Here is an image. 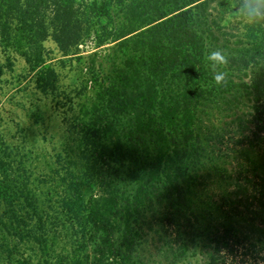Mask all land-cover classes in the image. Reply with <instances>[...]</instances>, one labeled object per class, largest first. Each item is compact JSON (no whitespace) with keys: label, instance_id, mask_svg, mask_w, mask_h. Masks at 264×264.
Segmentation results:
<instances>
[{"label":"trees","instance_id":"trees-1","mask_svg":"<svg viewBox=\"0 0 264 264\" xmlns=\"http://www.w3.org/2000/svg\"><path fill=\"white\" fill-rule=\"evenodd\" d=\"M230 2L243 0H0L1 41L29 43L38 87L61 91L54 60L80 63L74 93L85 96L67 130L73 139L55 150V166L46 163L51 175L34 178L0 131V264H31L20 248L29 241L47 251L43 264H124L154 206L174 254H194L188 182L196 177L188 172L204 164V149L220 158L204 172L229 178L205 264H264V234L231 221L264 226V20L228 39L233 24L215 16ZM88 41L95 48L84 53ZM216 49L230 57L220 86L205 59ZM94 179L100 195L87 199Z\"/></svg>","mask_w":264,"mask_h":264},{"label":"rangeland","instance_id":"rangeland-1","mask_svg":"<svg viewBox=\"0 0 264 264\" xmlns=\"http://www.w3.org/2000/svg\"><path fill=\"white\" fill-rule=\"evenodd\" d=\"M215 4L218 10L222 8L217 1ZM240 7L231 3L225 8L226 12L216 13L215 17L219 18L220 23L233 24L234 28L227 32L228 39H235L239 34L243 36V33L251 32L246 29L247 25L251 23L243 21L236 14ZM260 41L262 42L263 38ZM23 44L24 46L13 42L8 46L3 44L0 38V68L3 69L0 74V131L10 147L21 149L22 155L27 156L25 165L32 168L34 178H38L40 174L51 175L46 168V163H55V150H59L63 146V142L69 143V139H73V134L67 130L71 128V118L77 110L76 104L85 98L84 94L80 96L81 98H76L78 95L74 93L82 81L83 66L80 63L71 66L69 61L66 66H63L54 60L53 64L60 70L61 77L58 81V88L62 92L55 93L49 90L43 92L37 85V71L32 68V62H30L33 57L28 56L32 52V47L28 48V42ZM44 45L46 49L54 50V53L58 54L56 44L52 40L46 41ZM109 45H103L99 51L104 54V47ZM94 48V43L90 41L86 46H82V50H86L84 53H90L94 51ZM101 59L98 58V61ZM230 72L228 71V73ZM63 92L67 93V96L74 97L72 102L66 99ZM58 101L64 104L58 107ZM71 108H74V111ZM204 150L200 152L202 157H208L203 159L204 164L194 166V172H188L191 177H196L192 185L188 182L190 191L188 200L191 205H189V213L192 215L193 225L199 230L197 232L198 240L196 239V252L189 253L185 258H179L174 254L170 246L171 238L164 233L162 216L158 212V207L154 206L153 211H147L144 221L138 224L130 259L127 258L124 264L206 263L209 231L211 232L212 226L219 221L216 220V217L218 219L223 216L221 212H215L213 209L219 201V195L228 189L229 178L224 176L222 179L221 175L216 172L211 174L204 172L207 164L215 165L220 161V158H213ZM188 168L191 169V165ZM199 181H204V187L197 186ZM93 182L94 188L90 186L91 182L85 189L87 199L100 195L96 189V179ZM38 187L42 191H46L50 188V183ZM231 221L236 223L239 230L251 237L257 238L264 234V226L257 222L239 216L232 217ZM61 246L63 247L61 251L68 255L74 250L70 241H66ZM20 248L31 264H43L49 258L47 251L33 241H29Z\"/></svg>","mask_w":264,"mask_h":264},{"label":"clouds","instance_id":"clouds-1","mask_svg":"<svg viewBox=\"0 0 264 264\" xmlns=\"http://www.w3.org/2000/svg\"><path fill=\"white\" fill-rule=\"evenodd\" d=\"M243 21L258 23L264 20V0H243L236 13ZM206 66L213 74V80L220 86L227 82L225 71L230 57L221 49L211 51L206 57Z\"/></svg>","mask_w":264,"mask_h":264}]
</instances>
